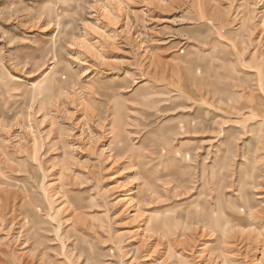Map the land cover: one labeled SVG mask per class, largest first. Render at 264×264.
Masks as SVG:
<instances>
[{"label": "rangeland", "instance_id": "obj_1", "mask_svg": "<svg viewBox=\"0 0 264 264\" xmlns=\"http://www.w3.org/2000/svg\"><path fill=\"white\" fill-rule=\"evenodd\" d=\"M0 264H264V0H0Z\"/></svg>", "mask_w": 264, "mask_h": 264}]
</instances>
